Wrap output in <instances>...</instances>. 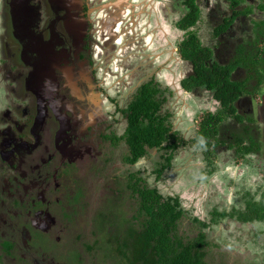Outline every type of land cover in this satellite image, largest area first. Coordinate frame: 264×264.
Segmentation results:
<instances>
[{
  "label": "flooded vegetation",
  "instance_id": "1",
  "mask_svg": "<svg viewBox=\"0 0 264 264\" xmlns=\"http://www.w3.org/2000/svg\"><path fill=\"white\" fill-rule=\"evenodd\" d=\"M123 1L0 0V264H85L87 253L96 249L102 264H109V258L121 264V255L110 252L109 246L110 239L118 234L121 238V200L126 196L121 197L125 174L123 169L121 175V141L125 142L126 127L121 132L120 123L125 119L127 125L124 110L139 87L151 81L160 87L157 95L167 97L171 112L174 86L169 77H161V67L151 65L145 46L153 40L161 56L172 58L174 27L184 34L175 50L186 62L176 90L195 95L207 92V102L214 107L207 113L221 107L215 89L207 84L193 90L184 86L186 79L201 70L182 55L181 42L190 31L204 48L206 65L230 68L241 61L230 74L235 80H246L245 92L235 101L242 120L226 116L219 124L216 145L204 144V150L197 147L201 125L189 139L180 128L175 130L204 160L206 148L234 160L238 157L231 143L245 125L246 134L257 144L242 158L251 162L247 157L254 155L264 162V74L255 75V68L264 70V0ZM99 7L108 10L101 22L111 24L102 37L96 23ZM191 11L198 15L195 24L180 26ZM204 17L212 21L196 31ZM121 26L132 30L120 32ZM249 58L260 61L249 66ZM117 62L138 80L123 93V106L120 89L124 85L113 86L120 90L113 97L108 82L118 74ZM214 155L211 161L216 167ZM126 158L127 153L124 164L133 165ZM205 162L208 171L211 165ZM246 200L232 206L243 209ZM191 204L190 218L196 225L193 236L201 230L211 235L209 230L222 221L257 222H243L237 216L211 221L214 209H220L210 197ZM232 206L225 204L227 211ZM136 210L133 207L132 214ZM92 257L94 261L88 262L98 264L95 253Z\"/></svg>",
  "mask_w": 264,
  "mask_h": 264
},
{
  "label": "trees",
  "instance_id": "2",
  "mask_svg": "<svg viewBox=\"0 0 264 264\" xmlns=\"http://www.w3.org/2000/svg\"><path fill=\"white\" fill-rule=\"evenodd\" d=\"M196 11H191L179 25L188 28L195 24L198 17ZM181 51L185 58L191 59L201 69L196 76L186 79L184 86L188 90H193L196 85L207 84L209 88L215 89V97L221 102V107L216 113L209 112L205 115L197 133V147L204 150V144L205 146L212 142L214 145L217 144L219 124L226 116H236L242 120L235 101L245 92L246 80H235L230 74V69L240 65L241 61L230 65V68L219 64L213 67L206 65L205 58L202 57V55L206 56L203 54L204 48L201 47L193 31H190L188 37L181 42ZM249 59H251L248 62L250 64L246 63L249 66L251 64L255 66L260 61ZM255 69L256 76H263L264 70ZM159 88L153 81L143 84L135 93L134 100L124 110L127 125L122 138L128 146L125 160L133 165L126 164L129 173L127 172V182L121 179V197L122 194L130 193V196L137 200L138 206L131 218L124 216L121 220V238L118 234L110 239V252L121 255V264H210L208 257L212 243L207 231L201 230L193 236L186 235L180 230L182 219L186 214L180 196L165 195L158 186L148 183L147 177H144L140 170H131L149 150H163L164 160L159 161V165L153 171L158 178H161L164 171L174 166L173 160L180 151L179 148L190 147L183 140L182 134L175 130L174 114L172 111H167V97L157 95ZM247 130L244 125L237 141L231 143V147L235 146L232 152L238 158H245L257 144L250 135L246 134ZM206 150L205 160L211 165L207 171L209 175L217 168L212 166L211 161V156L215 153L210 149L206 148ZM227 209L225 206L222 211L215 208L211 221L219 222L222 217L234 216L243 222L264 221V200L257 201L250 197L247 198L243 209L235 206H232L230 211Z\"/></svg>",
  "mask_w": 264,
  "mask_h": 264
},
{
  "label": "rangeland",
  "instance_id": "3",
  "mask_svg": "<svg viewBox=\"0 0 264 264\" xmlns=\"http://www.w3.org/2000/svg\"><path fill=\"white\" fill-rule=\"evenodd\" d=\"M116 1H120L121 3L124 2L123 0ZM137 3H139V0ZM99 8L101 12L99 19L101 21V19L104 20L108 15V10H104V7ZM140 13V11L137 12L136 17L140 16ZM146 19L144 20L145 22ZM176 19L175 15L173 20L174 24L176 23ZM203 19V26H197L196 31H198V27L199 29H205L210 21H212L207 17ZM100 21H96V23L100 24ZM141 24L146 25L143 22ZM119 29L120 32H130L132 30L130 27L128 30H122V26ZM172 35L175 39L172 58L161 56L162 52L157 49L158 46L152 44L153 40H151V43L148 45L149 48L147 46L145 47L148 51L149 57L147 58L148 60L150 58L149 62H151V65L161 67L159 73L162 74V70H164V74L161 77L163 79L169 77L168 79H171L170 81H172V85L175 87H173V89H175L174 98H172L173 101L169 104L174 114V128H180L183 132L181 133L189 139L193 137L192 131H196L200 128V121L205 114L211 109L214 110V107L212 103L207 102L209 97L207 92L201 95H195L193 92H186L182 89L176 90L179 79L185 75L184 64L186 62L180 58V53L176 52L175 49L177 45H179L178 42L184 37V34L174 27ZM134 43L131 44L135 45ZM118 51L121 53V48L118 49ZM129 57L132 58V56ZM115 66L114 70H117L116 73H118L119 76L118 74L114 75L108 81L110 85L109 88L113 97L119 96L121 90V106H123L125 104L123 93L127 92L126 88L130 87L131 84L134 85L138 80L132 77L130 70L126 72L122 71L121 62H117ZM118 82H122L121 86L124 85L120 90L115 88ZM125 127L126 120L122 119L120 123L121 132H123ZM127 149L128 147H126L125 142L121 141V175L122 170L126 169L122 177L124 182H127L129 173L123 159L128 152ZM179 149V153H181L174 160V166L164 171L161 178H158L156 172L153 171L157 167L158 162L164 160L162 154L165 152L163 150H149L147 155L131 170H140L142 172L141 174L147 177L148 183L157 185L166 195H180L182 203L187 211L185 217L182 219V221H184L182 231L186 235H193L194 228L196 227V225L192 223V218H190L193 217L190 213L192 212L190 208L194 200H199L202 197H210V199L218 204L221 211L225 204L239 206L241 205L242 199L253 197L255 200L260 201L264 198V162L257 159L254 155H249L247 157L251 162H247L243 158L225 160L223 156L218 157L214 155L213 160L215 161L217 170L214 174L206 176V179H202L204 175H207L208 169L202 155L196 153L191 147ZM183 150H188V152ZM125 195L126 196L121 200V216H128L131 218L133 207H137L138 202L134 197L130 196V193L127 192ZM237 222L238 221L235 219L228 220L227 222L222 221L220 226H214L209 230L211 231L209 240L212 243L208 257L210 264H264V221L248 224ZM93 253L98 257L95 263L102 264L101 253L100 250L98 251L97 249L87 253L85 259L93 262ZM116 260L117 259L109 258L108 262L109 264H118ZM88 261L87 263L85 261V264H90Z\"/></svg>",
  "mask_w": 264,
  "mask_h": 264
},
{
  "label": "water",
  "instance_id": "4",
  "mask_svg": "<svg viewBox=\"0 0 264 264\" xmlns=\"http://www.w3.org/2000/svg\"><path fill=\"white\" fill-rule=\"evenodd\" d=\"M102 21V20H101ZM100 21V24H97V28H98V32H101V37H102V32L103 33H105L106 32V29H107V27L109 26L110 27V23L109 22H107V23H102Z\"/></svg>",
  "mask_w": 264,
  "mask_h": 264
}]
</instances>
